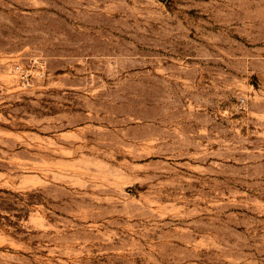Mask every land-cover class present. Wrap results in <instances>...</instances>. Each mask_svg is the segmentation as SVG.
<instances>
[{
	"label": "rangeland",
	"instance_id": "374dc122",
	"mask_svg": "<svg viewBox=\"0 0 264 264\" xmlns=\"http://www.w3.org/2000/svg\"><path fill=\"white\" fill-rule=\"evenodd\" d=\"M0 264H264V0H0Z\"/></svg>",
	"mask_w": 264,
	"mask_h": 264
}]
</instances>
